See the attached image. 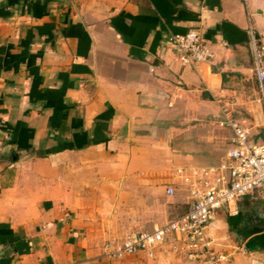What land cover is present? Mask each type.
Returning <instances> with one entry per match:
<instances>
[{"label":"crops","instance_id":"0c3cea01","mask_svg":"<svg viewBox=\"0 0 264 264\" xmlns=\"http://www.w3.org/2000/svg\"><path fill=\"white\" fill-rule=\"evenodd\" d=\"M250 27L264 36V0H0V264H150L102 242L169 220L164 197L187 211L186 179L230 145L213 115L257 107L247 92L264 133ZM189 29L215 53L196 67L168 41ZM251 197L217 213L226 264H264Z\"/></svg>","mask_w":264,"mask_h":264},{"label":"built area","instance_id":"2783aa9c","mask_svg":"<svg viewBox=\"0 0 264 264\" xmlns=\"http://www.w3.org/2000/svg\"><path fill=\"white\" fill-rule=\"evenodd\" d=\"M168 41L184 65L196 67L214 58V51L197 29L171 34ZM250 43L254 75L264 108V36L256 35L251 27ZM222 112L219 124L232 131L226 158L186 179L190 199L187 211L162 224H154L150 229L131 232L121 241H105V256L113 260L142 253L153 258L157 248L168 246L189 264H226L229 261L230 255L217 247L213 235L218 229L217 213L246 196H260L264 201V133L254 135L228 109ZM174 193L171 186L165 190L166 195Z\"/></svg>","mask_w":264,"mask_h":264},{"label":"rangeland","instance_id":"374dc122","mask_svg":"<svg viewBox=\"0 0 264 264\" xmlns=\"http://www.w3.org/2000/svg\"><path fill=\"white\" fill-rule=\"evenodd\" d=\"M252 94H253L252 91H251L250 94H248V92H247V97L244 98V99L249 104L250 103L251 104L253 103V105H255V103L257 104V107L254 106L253 109L248 108L245 111H238V110L232 109L230 106L227 105V108H228V111L230 112V114L234 118H236L239 122L243 123L245 126L253 125L254 120L256 122L258 121L257 120L258 117H261V118H259L261 120L263 119V110H262V106L260 105V103L258 101V93H255L254 95H252ZM222 116H223V112H222V109H221L219 116L215 117V115H213V120L216 121L215 123H219V121L222 119ZM253 117H256V118L253 119ZM248 200H249L250 205L253 206V207L254 206L256 207L257 205H259L261 203L260 197H257V198L251 197V198H248ZM163 205H164V218H165V220L173 218V215L171 213L172 205H173L172 202H170L166 197H164ZM135 210L139 211L140 209H135ZM106 211H108V210H106ZM127 211L129 212L130 209L127 210ZM252 211H253V209H250V210L247 209V213H251ZM125 212H126V209H120L118 211V215L116 216V221H117L118 224L120 222L121 223L125 222V217H126ZM102 213L106 214L107 218L109 217L108 212L107 213L102 212ZM228 233L229 234H234V231L229 229ZM109 239H114L116 241H121L122 237L118 235L116 238H106L105 240H103L102 243L104 244V242L109 240ZM218 241H220V240H218ZM182 258L183 257H181V255H179L178 253H175L170 247L162 246V247H159V248L156 249L155 257L153 259H151L150 261L149 260L148 261H149L150 264H185L184 260Z\"/></svg>","mask_w":264,"mask_h":264},{"label":"water","instance_id":"95a60500","mask_svg":"<svg viewBox=\"0 0 264 264\" xmlns=\"http://www.w3.org/2000/svg\"><path fill=\"white\" fill-rule=\"evenodd\" d=\"M262 230H263L262 227L253 226V227H250L249 229L244 230L243 234L246 236V235H249V234H252V233L260 232Z\"/></svg>","mask_w":264,"mask_h":264}]
</instances>
